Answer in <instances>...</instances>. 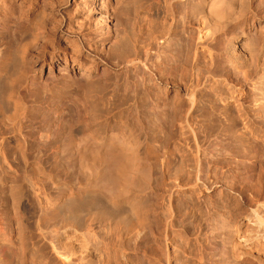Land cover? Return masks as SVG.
<instances>
[{
  "label": "rangeland",
  "instance_id": "rangeland-1",
  "mask_svg": "<svg viewBox=\"0 0 264 264\" xmlns=\"http://www.w3.org/2000/svg\"><path fill=\"white\" fill-rule=\"evenodd\" d=\"M205 2L0 0V50L4 48L5 35L14 30L12 22L16 19L25 24L21 43L31 42L27 55L30 65L24 70L25 79L13 80L16 82L12 96L24 102L26 114L11 122L12 112L6 109L0 113V134L12 137L15 135L13 130L20 129L24 137H18L17 143L10 140L5 147L10 153L9 162L0 161V216L5 217L1 225L5 232L0 236V264H24L23 244L41 241L32 229L31 217L37 216L41 209L35 198H61L68 188L88 187L76 154L78 149L85 147L83 141L92 138L90 141L94 143L97 140L105 142L101 151L108 147L116 153L128 154L126 143L135 146L137 161H130L127 169L136 166L139 173L146 167L147 183L137 178L133 181L136 184H130L129 192L134 194V203L140 204L147 216L145 225L150 234L136 243L131 239V234L118 220L121 219L118 214L123 219L128 216L125 208L107 211L110 217L104 218L90 209L81 216L82 219L86 216L82 220L84 225H93L103 237L106 236L112 249L128 256L130 264H186L187 243H192L196 249L197 224L188 225L187 220L179 222L173 239L168 241L164 221L167 183L173 182V175H184V162L176 153L170 159V173L165 175L155 164L154 157L147 156L145 148L147 145L153 147L155 155H162L165 149L181 153L179 127L184 123L180 120L183 121L188 112L200 116V96L195 95L193 106L189 97L197 86L198 72L193 67L200 61L201 67L207 63V66L215 67L219 60L227 69L223 71L227 77L238 67L244 69L245 66L248 70L250 58L245 56L236 61L238 50L231 45L230 39L244 36L249 40L264 39V0H247L245 13L237 23L219 30L202 44L198 35L204 30L201 18L207 13ZM216 2L218 0L214 4ZM41 10L45 12L44 18L37 15ZM201 11H205L203 15ZM234 28H239L238 34L232 33ZM222 41L227 43L224 45ZM42 50L44 53H38ZM77 51L83 52L81 59L75 58ZM40 54L46 57L42 59ZM250 69L254 73L248 72L250 78L255 77L256 69ZM206 76L200 83L205 86L208 81L211 88L216 78L210 80L211 76H207V80ZM237 81L229 78L232 86L242 90L240 99L242 103L246 101L243 104L248 114L253 115L250 112V102L254 100L251 82L241 79L240 84ZM4 84L2 82L0 88ZM206 97L209 99L208 93ZM115 137H119V141H115ZM24 152L29 153L28 164L15 160ZM38 154H41L40 163L36 161ZM156 176L160 179L158 186L154 183ZM38 181L44 182L40 186ZM92 185L88 190L95 192L94 198H100L99 189ZM219 191L240 201L237 193L228 192L224 186L219 187ZM174 195L173 206L186 201V204L191 203L190 198H196L190 189ZM14 198H29V210H22L21 202ZM158 217L163 220L156 229L158 226L154 228V224ZM7 248L10 253L6 252ZM27 257L29 259V254Z\"/></svg>",
  "mask_w": 264,
  "mask_h": 264
},
{
  "label": "bare ground",
  "instance_id": "bare-ground-1",
  "mask_svg": "<svg viewBox=\"0 0 264 264\" xmlns=\"http://www.w3.org/2000/svg\"><path fill=\"white\" fill-rule=\"evenodd\" d=\"M214 1L206 0L204 4L207 13L204 14L205 11H201L202 15L204 14L201 18L204 30L198 35L201 43L207 41L219 30L237 23L247 7V0H218V2L222 1L221 4L216 2L218 5L214 4ZM44 14L45 12L41 10L37 15L42 18ZM18 22L17 19L13 20L14 30L5 35L7 36L5 40L2 39L5 43L4 48L0 50V84L5 83L0 88V113L2 114L6 109L12 112L11 122L19 116L24 117L27 109L23 101L12 96L15 93V82L25 79L24 70L30 62L27 55L31 42L28 43L29 45L21 43V34L26 29L23 22ZM238 29L234 28L232 33L238 34ZM256 38L249 40L244 36L230 39L231 45L236 46L238 50L236 61H241L243 57L245 59V56L250 58L251 64L249 65L248 61L246 63L250 66L249 68H253L252 70L256 69L254 78H250L254 73H251L249 68L245 69V66L244 69L241 66L235 69L238 71H231L227 77L223 72L227 69H224L222 61L219 60L215 67L213 64V67L210 64L207 66L208 63L201 67V61L200 65L196 64L193 67L198 72V77H195L197 86L190 92L189 97L193 106L195 95L198 93L200 96L198 107L200 116H195L194 112H188L184 120H180L184 123L179 125L181 153L165 149L162 155H155L153 147L147 145L145 148L147 156L154 157L155 164L163 169L165 175H169L170 159L176 153L180 154L181 161L184 162V175L182 177L173 175V182L167 183L164 201L166 219L164 221L168 241L173 239L172 236L176 233V226L179 222L187 220L188 225L193 222L197 224L196 249L193 248L192 243H187L186 264H264V39ZM88 50L90 51L89 48ZM39 52L44 53L43 50ZM74 55L75 58L81 59L80 57L84 54L82 51H77ZM44 56L45 54L41 55L42 59ZM200 57L202 60V56ZM195 58L198 57L195 56ZM12 72L15 73L12 74ZM12 75L17 77L12 79ZM205 75L211 76L210 80L216 78L211 88L207 85L208 81H205L209 91L205 90L206 85L202 86ZM81 76L82 74L79 77ZM229 78L251 82L252 97L254 96L252 99L254 100L252 102L250 99V112H253V115L248 114L243 104L246 101L242 103L240 99L243 96L242 90L232 86ZM201 81L203 82L200 83ZM87 90L91 89L87 88ZM207 93L209 99L206 97ZM13 133L17 136L0 134V161L5 164L10 158V153L5 149L9 141L13 140L17 143L18 137L24 139L20 129H14ZM90 140H84L82 144L85 147L82 146V150L78 149L76 154L83 180L87 182L88 187L68 188L61 198H35L41 209L37 216L31 217L32 229L41 241L32 242L31 245L23 244L22 252L25 259L22 263L130 264L128 256L112 249L111 242L106 236L103 237L93 225H84L82 220L86 216L82 219V215L90 209L97 211L98 213H95L104 218L109 216L107 211L116 212L125 208L128 216L123 219L118 214V218H121L118 220L131 234V239L136 243L149 236L150 231L145 225L146 215L140 208V204L134 203V194L131 195L129 192L130 184L133 186V181H137V178L142 183L147 181L146 167L142 168L139 173V168L136 166L127 169L128 163L130 161L132 163L138 157L135 146L126 141V149L130 152L128 154L122 151L116 153L114 149L110 150L111 148L108 147L109 150L105 148L106 151H101L102 147H105V142L97 140L98 142L94 143L95 141ZM114 140L119 141V137H115ZM114 145H117V142L113 144V147ZM40 157L41 154H38L36 159L38 163H40ZM15 160L28 164L29 153L24 152ZM42 182L44 181H38V184L41 186ZM154 183L156 186L160 184L158 176ZM91 185L99 189L97 194L100 198H94L95 192L88 190ZM221 186L228 189V192L237 193L240 201L235 200L233 196L232 198L224 195L225 193L221 191L224 193L222 194L219 191ZM188 189L195 194L196 198H190L191 203L186 204V201L179 206H173L174 194ZM14 199H19L22 210H29V198ZM4 220L5 217L0 216V236L5 232L1 226ZM162 220L158 217L154 228ZM156 229H159V226ZM6 252L10 253V249L7 248ZM28 254L29 259L26 258Z\"/></svg>",
  "mask_w": 264,
  "mask_h": 264
}]
</instances>
